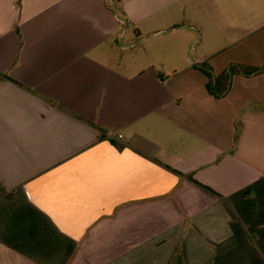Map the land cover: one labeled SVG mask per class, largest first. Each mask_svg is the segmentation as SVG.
<instances>
[{"label":"crops","instance_id":"1","mask_svg":"<svg viewBox=\"0 0 264 264\" xmlns=\"http://www.w3.org/2000/svg\"><path fill=\"white\" fill-rule=\"evenodd\" d=\"M0 264H264V0H0Z\"/></svg>","mask_w":264,"mask_h":264},{"label":"trees","instance_id":"2","mask_svg":"<svg viewBox=\"0 0 264 264\" xmlns=\"http://www.w3.org/2000/svg\"><path fill=\"white\" fill-rule=\"evenodd\" d=\"M237 66L235 67V65H230V67L228 68V70L225 72V74H224L225 75V80H224L223 90H225L226 87H227V85H228L227 83H228V79H229V74H231L233 72V70H235L234 68H237ZM254 71H255V69H250L248 71H245L244 74H250V73H253ZM196 184L199 185V186H201L198 183H196ZM203 188H205L209 192H212L210 189H208L206 187H203Z\"/></svg>","mask_w":264,"mask_h":264},{"label":"rangeland","instance_id":"3","mask_svg":"<svg viewBox=\"0 0 264 264\" xmlns=\"http://www.w3.org/2000/svg\"><path fill=\"white\" fill-rule=\"evenodd\" d=\"M138 41H140V40H138ZM122 44L123 45H125L126 44V39H124V41L122 42ZM148 46V43H146L145 45H144V47L143 48H140V49H136L135 51H141V49L143 50V49H146V47ZM207 84H208V86L210 87V85H211V81L208 79V81H207ZM233 96V92H232V95H231V97ZM247 96H249V95H247Z\"/></svg>","mask_w":264,"mask_h":264},{"label":"built area","instance_id":"4","mask_svg":"<svg viewBox=\"0 0 264 264\" xmlns=\"http://www.w3.org/2000/svg\"><path fill=\"white\" fill-rule=\"evenodd\" d=\"M118 137H121L120 135H118Z\"/></svg>","mask_w":264,"mask_h":264}]
</instances>
